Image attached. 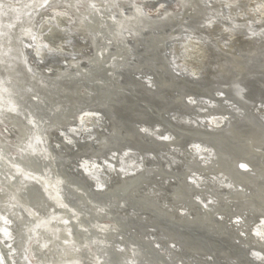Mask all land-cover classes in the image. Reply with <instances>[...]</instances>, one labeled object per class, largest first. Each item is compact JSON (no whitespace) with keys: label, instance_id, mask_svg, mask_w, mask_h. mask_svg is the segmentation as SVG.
Returning <instances> with one entry per match:
<instances>
[{"label":"bare ground","instance_id":"1","mask_svg":"<svg viewBox=\"0 0 264 264\" xmlns=\"http://www.w3.org/2000/svg\"><path fill=\"white\" fill-rule=\"evenodd\" d=\"M0 2L2 3L0 4V68L3 69L0 74V132L2 136L8 139H6V143L0 138V231L2 232L0 238L4 242L2 244L0 241L2 264L152 263L149 253L144 251L137 243L132 244L137 247L134 251L141 254V257L137 256V258L132 257V254L127 252L123 246L124 243H120V241L113 243L118 224L115 219L116 212L111 207H117L115 202L121 201L118 200L119 197L114 199L109 209H104L101 203L93 201L88 195H82L84 190L80 186L74 185L71 190L75 198L74 202L70 204L64 199L60 189L65 183L68 185L69 183L66 181L67 179L65 180L57 172L58 163L53 161L50 151L43 142L50 140V135L47 133L52 128H57L54 134L55 137L49 142V146L57 149L58 153L64 156L65 159H67V154L70 151L73 152V150L77 149L76 154L80 153L78 155L79 163L68 162L65 167L71 173H81L79 170L80 162L86 164L89 176L96 178L94 181L92 180L94 185L99 183L109 186L104 192H99L102 195L112 194L113 191L121 190L127 180H130L128 184L131 187L136 183H142V172L145 170L146 164L149 165L150 169L156 171V175H159L161 170L150 161V157L156 158L154 154L146 153L147 159L145 162L143 155L138 154L131 147H126L123 151L116 149L120 148L122 142H133L135 138L127 132L122 135L115 126L114 121L107 117L105 113H102L101 110L89 108L78 113L75 111L84 102L90 103V105L107 107L111 103L109 96L121 90L114 71L127 61L130 53L129 48L124 46L126 44L116 46L115 42H120L119 40L124 39V37L133 39L135 38L134 34L136 35L144 28L152 26L151 23L147 22L146 16L141 15L137 11V7H142L145 11L149 8L152 12L150 16L162 17V19L169 21L176 20V18L179 21L192 20L201 25L206 16H214L219 11H223L225 15H228L229 10L224 8L225 3L216 0L212 2L213 4L207 3V0H184L180 10H174L167 6L157 14L153 6L155 4L154 0H48L45 8L39 7L44 3V0H0ZM250 3L251 0L245 3L240 0V4L243 5V8L240 9L246 10ZM210 4L211 7L209 6ZM92 5H95V7H92ZM34 8H38V11L33 15H29L32 11H35ZM57 11L60 14H56V16L65 18L66 15L70 16L71 25L70 27L68 26V32L70 36L73 35L74 44L64 47L61 42L60 45L63 46L64 53L51 55V59L48 58L44 64H39L36 61L34 50L26 47L29 43H33L28 33H36L42 21L40 19L47 15L53 16V12ZM236 11V8L231 9L232 14H235ZM115 13L117 14L115 15ZM165 13H170V15H165ZM153 22L155 23V21ZM237 22L240 24L245 23V21L239 19ZM154 23L153 26L156 25ZM245 29L247 30V28ZM243 30L241 31L244 32ZM187 31V34H179L180 37L185 36V38L183 37L184 39L170 41L168 48L169 58L175 60L176 65H184L181 62V58L176 54H178L177 51L180 49V43L189 39V36L186 35L193 34L196 36L198 34L207 36L211 43L217 47L224 42L221 37L219 38L217 34L212 33L213 30L209 31L205 28L194 26ZM220 32L223 33L222 31ZM242 32L239 33L242 34ZM97 34H104L105 37L98 39L96 37ZM241 36L244 37L243 35ZM259 41L245 40L246 43L244 44L241 41V45L238 44L237 46L235 43L230 45L227 54L233 55L232 63L231 61L229 62V67L234 73L226 83L232 82L236 85L239 82L238 78L246 74L245 68H242L239 62H244L247 56L250 57L249 55L253 57L258 52H264V40ZM112 46L114 48L110 53L108 49ZM149 46L157 47L155 43H150ZM67 47L71 50L70 53H65ZM144 48L141 50L143 53L147 50V47ZM239 52L243 53L240 54ZM215 56L218 57V59L216 57V60H219L220 55L215 54ZM26 58L29 63L33 64L36 71L44 72L51 76L57 75L64 70L67 71L68 67H76L82 62H87L88 64L77 72L62 74L65 77L63 78L66 81L65 83L71 86L70 89L67 88L68 86L62 87L55 84L53 90L46 91L41 86L40 91H38L40 97L36 95L31 97L33 103L39 102L41 98L45 102L46 99L49 103L48 106L53 108V112L46 117V121L48 120L46 126L39 121H34L33 117L29 115L25 117L26 122L19 119L21 128L18 129L16 127L18 124L15 120L19 110L16 103H8L7 100L10 99L9 92L13 90L19 93L20 90L23 92L25 89L24 95H29L31 90L34 89L30 87L29 83L12 77L9 71L13 70V66L20 62L26 63ZM214 58L212 62L210 60L211 64L215 60ZM263 58L262 53L260 56H254V59L261 60L262 63H258L261 65L264 64ZM47 61L50 63L48 64ZM225 65H227L226 62ZM218 66L221 70L219 63ZM209 73L211 74V71ZM135 75L146 81L145 83L147 84L152 82L147 76L150 74L135 73ZM90 76L93 77L91 78ZM153 83L155 85L154 80ZM22 85H25V87ZM169 85L170 82L167 80L161 82V86ZM35 91L37 92V90ZM203 99L207 100L206 98ZM217 103L219 105V101ZM117 104H121V102ZM259 104L261 106L256 109L264 112L262 103ZM200 107H207V105H199V110ZM237 107L240 109L239 112L230 108L231 112L212 113L229 114V122L219 115L215 119H211L212 127L221 125L225 131L224 134L229 133L225 138L233 144L235 151L231 150V153H225L226 155L224 156H227V158L221 159L219 148L201 141H193L189 145L190 152L184 151L180 147H173L172 162L164 159L167 167L172 168L182 164L184 159H192L193 157L190 155H198L201 167L197 169L189 167L187 170L189 180L191 182L195 180L198 189L204 187L208 189L205 193H203V189L194 193V197L201 203V206L197 207L199 213H195L197 217L194 214V210H191L186 203L187 200H190L191 192L181 191L178 188V183L173 178L167 176L154 182L151 177H148L144 181L150 182L140 185L138 188L136 187L133 191L137 190L136 193L139 196L142 195V197L147 193H151L163 200L166 199V196L169 197L168 199H176L177 201H173L175 204L170 210L176 211V209H179L182 213L191 215L192 219H194L191 220L192 222L202 219L204 222H209L210 218L206 211L214 210L220 219L232 226L236 225L238 228L240 226L239 232L243 233L242 235L246 236L248 229L252 233L253 228L264 233V224L260 223L261 220H264V173L260 170V167L263 166L262 168H264V135L261 136L250 132L230 133L231 131L227 128L231 119L235 117L241 118L244 115L242 107L238 105ZM13 109L15 110L13 111ZM262 112L258 111L261 116H264ZM205 115L209 114L196 115L194 118L188 115L174 114L179 121L192 125H199L201 121L209 124V120L205 119ZM74 117L76 120L72 123ZM50 119L51 121H49ZM141 126L144 129V133H150L159 138L167 136L168 139H171L173 136L161 125L143 124ZM70 127L77 128L78 137L75 134H71L75 138L74 145L62 142L64 139L60 135V132L67 131ZM32 133L34 136H32ZM112 138L115 144L113 142L110 143L109 139ZM62 143L66 144V147ZM58 145L60 147H57ZM95 146L100 149L96 150ZM7 148L10 149V153ZM101 149L105 150L111 159L105 155H100ZM29 151H33L31 156H35V159L30 157V153L25 155ZM125 151H128L127 156H124ZM113 154L117 157L116 160L112 159ZM120 158L123 159V166L126 171H133L135 165L139 164H142L143 168L136 172L134 178L130 179L120 173L124 179L119 180L116 174L122 166ZM105 160L113 165L111 171L104 165ZM133 161L135 164H133ZM236 162H239V165L244 164L246 166L245 169H248L249 173L236 176L234 171ZM40 164H42V167L44 166L43 172L39 169ZM94 165H99L100 167H95ZM129 165H133V167L129 168ZM16 173H20L23 178L29 179L30 183L25 184L26 182L14 181ZM138 178L140 179L137 181ZM59 180H64L65 183L60 184L58 183ZM32 185L41 194L38 196L34 191L31 193L32 198L36 200L39 197L38 205L39 207L42 206V209L46 211L40 213L31 208L29 199L21 194L22 188ZM127 188L130 187H125L122 190V194L127 193ZM77 189L79 190L77 191ZM123 196L121 197L122 200ZM45 200H47V203ZM50 204L52 207L49 206ZM60 204H65L67 207H61ZM203 204L208 205L206 211ZM21 206H23L28 215L25 219H23L22 213L18 211ZM100 209H103V211H100ZM227 209L230 211L235 209V213L227 215L225 213ZM23 212L25 213L24 210ZM46 213L49 215L47 216ZM247 214H252L253 217L258 218L254 223H247L250 221ZM237 218L242 221L239 225L234 223ZM120 220L121 218L118 221ZM258 221L259 223L257 224ZM20 228L22 233L18 231ZM23 231L27 241L22 235ZM149 235L155 241V245L163 251L166 258H169L172 263L188 264V261H192L195 264H207L205 260L211 259L209 255L191 253L176 243H166L159 240L160 236H158L156 229H153V232H150ZM250 241L254 245H250V250L257 247L264 250V245L256 244L254 239ZM26 243H28V246H24ZM36 244L40 252L42 251L41 254L47 251L49 256L39 259L34 258V261H32L31 256L34 253L32 247ZM112 255L120 256L118 262ZM221 261L225 264L237 263L234 259L225 257H222Z\"/></svg>","mask_w":264,"mask_h":264},{"label":"water","instance_id":"2","mask_svg":"<svg viewBox=\"0 0 264 264\" xmlns=\"http://www.w3.org/2000/svg\"><path fill=\"white\" fill-rule=\"evenodd\" d=\"M0 4L2 3L0 2ZM34 10L35 11H32L29 15L36 13L38 8H34ZM116 14L117 13H115V15ZM145 18L147 22L152 24V26L144 28V30L137 33L136 35L134 34L135 38L133 39H131V37H124V39L122 38V40H119L120 42H115L116 46H122L123 44H126L124 46L129 48L130 53L127 61L122 63V65H120L119 68L114 71L121 90L109 96L111 103H109L107 107L103 105H90V103L84 102L75 112L78 113L79 111H82L86 108L101 110L102 113H105L107 117L114 121L115 126L119 129V132L122 135L123 133L127 132L132 134V136L135 138L133 142H122L120 148L116 149L123 151V149H126V147H131L138 154L143 155L145 162L147 159L146 153L154 154L156 158L152 156L150 157V161L155 164L156 167L161 170V172L159 175H156V171L150 169V167H148L149 165L146 164L145 170L142 172V183L139 181L140 183H136L133 187H131L130 184H128L130 180H127L124 182L125 186H123L121 190H117L115 192L113 191L112 194L102 195L95 190L92 180L84 176L82 172L71 173L67 167H65L68 162L75 164L79 163L78 155L80 153L76 154L77 149L73 150V152L70 151V153L67 154V159H65L64 156H61L58 153L57 149L52 148L53 146H49V142L54 139L53 137H55L54 134L56 133L57 129L52 128L50 132L47 133L50 135V140H46L47 142L44 141L45 143L43 142V144H45L50 151L53 161H57V166L59 167L57 172L61 174L65 180L67 179L66 181L69 183V185L65 183L64 186L61 187L60 191L63 194L64 199L71 204L75 200L71 190L74 185L80 186L84 190V192L82 191L83 193L80 192L82 195L90 196L93 201L101 203L104 206V209H109V207L112 205L111 203L114 202V199L119 197L118 200L121 201L115 202L117 203V207H111L116 212L115 219L118 224L115 236L113 238V243H118L119 241L120 243H126L128 247L127 249H129L131 252L137 249V247L132 244L137 243L142 249H144V251L149 253L152 263L175 264L170 262L169 258H166V255L155 245V241L149 235L150 232H153V229H156L158 236H160L159 240L165 241L166 243H176L184 250L191 253L209 255L211 259L205 260L207 264H225L221 261L222 257L234 259L237 262L234 264H255V262L249 256L250 245L254 246L250 240H255L249 229L246 232V236L242 235V233L239 232L240 226L238 228L236 225H230L229 223L220 219L214 210L207 209H205V211L207 210L206 212H208L210 218L209 222H204L203 219L192 222L191 220L194 219H192L191 215L177 211V209L176 211L170 210L173 204H175L173 201H177L176 199H168L169 197L166 196V199L163 200L157 198L154 196L155 194L151 193H147L145 194L146 196L144 195L142 197V195L139 196L136 193L137 190L133 191V189L150 182L147 180V182L144 181L148 177H151L154 182H157L163 177L165 178L168 176L169 178L175 179V181L178 183V188L181 191L183 190L191 192L190 200H187L186 203L190 206L191 210H194V214L197 212L199 213V209L197 207L201 206V203L194 197V193H197L202 189L204 190L203 193H205V191L208 189H206V187L198 189V186H193L192 182L187 176V170L189 167L192 169L201 167V162L198 155H190L193 157L192 159H184V164H179L176 167L172 165V168L167 167L164 159L167 161L170 160L172 162L171 155L174 151L173 147H180L184 151L190 152L189 145L193 141H201L219 148L221 151L220 157L223 160L227 158V156H224L226 155L225 153H231L230 151H235V149L233 144L228 142L227 138H225V136L229 135V133L224 134L225 131L223 127H221L220 130L210 131L208 127L209 124L207 122H204L203 126H201V123L199 125H192L179 121L176 119L174 114L177 113L179 115H188L191 118H194L196 115L231 112L232 110L230 107H228V105H226L222 100H218V107L209 109L207 113L201 112L198 109V106L201 104L190 105L187 103L188 96L193 95L199 100H202L203 98H211L216 100L217 98L215 93L218 91H225L227 93V99L234 101L236 105L242 107L244 110L243 117H235L231 119L227 128L229 131H231L230 133L250 132L257 133L261 136L264 135V116H261L256 109L257 107L261 106L259 103H261L264 99V64H258L262 63L261 60L254 59V56H260L261 53L263 55L264 52H258L253 55V57L252 55H249L250 57L247 56L244 62H239L240 66L245 68L246 74L241 78H238L239 82L236 83V85L247 89V92L243 94L244 99L240 100L236 95V85L232 82L229 84L226 83L227 80H229V77L224 80L225 77L222 73H220V68L217 63H215L217 68H215L214 71H211V74L209 73L210 75L208 74L199 81L176 77L171 73V59L169 58L170 55L168 51L170 41L177 39L179 34L183 33L184 31L191 30V27H201L199 23L193 22L192 20L179 21L178 18L172 21L162 19V17L159 18L154 16ZM152 20L155 21V23ZM152 22L156 25L153 26ZM96 37L99 39L105 36L104 34H97ZM148 43H155L157 47H150ZM144 47H147L145 53L141 51L145 49ZM113 48V46L110 47L108 51L111 53ZM243 52L239 53L241 54ZM226 54H221L220 58L227 57V61H231L232 63L233 55L229 56ZM86 64L88 63L82 62L76 67H68V69H66L67 71L64 70L57 75L51 76L44 72L42 73L36 71L33 64L29 63L26 58V63L20 62L13 66V70H8L12 74V77L29 83L30 87L34 89L31 90L29 95H24L25 89L23 92L20 90L19 93L14 92L13 90L9 92L10 99L7 100L8 103H16V106L19 110L17 119L15 120L18 124L16 127L18 129L21 128L20 120L26 122L25 117H28L29 115L33 117L34 121H39L42 125L44 124L46 126L48 123V120L46 121V117H48V115L53 112V108L48 106L49 103L46 99L45 102L43 101V98H41L39 102L37 101V103H33L31 97L34 95L40 97L38 91H40L41 86L46 91L53 90L55 84L59 86L61 85L62 87L68 86L67 88L70 89L71 86L65 83V79H63L65 77H63L62 74H66V72H77L78 70L85 67ZM29 69H31V71H29ZM2 70L3 69L0 68V74ZM232 72L233 71H231V73ZM135 73L152 75V79H154L156 86L150 88L148 86L149 84L145 83L146 81H143L139 76H136ZM90 77L92 78L93 76ZM165 80L170 82L169 86H161V82ZM22 86L25 87V85ZM35 90H37V92ZM118 102H121V104H117ZM75 120L76 119L74 117L72 123L75 122ZM49 121H51V119ZM143 124L161 125L173 136L171 139L169 138L164 140L153 134H147L144 133V131L141 132L140 129L142 128L141 125ZM212 128L215 129V127ZM32 136H34L33 133ZM0 138L7 143L8 139L2 136L1 132ZM109 141L110 143H114L113 138L109 139ZM3 145L5 144L3 143ZM62 145L66 147V144L62 143ZM94 148H96V146ZM98 148L99 147H97L96 150H98ZM7 149L10 153V149ZM101 150L102 151L99 153L100 155H105L111 159L105 150ZM31 152L33 151H29L25 155L30 153V157L35 159V156H31ZM238 163L239 162H236L234 165L236 176L249 173L247 171L248 169L238 167ZM41 165L42 164H40L39 169H41V172H43L44 166L42 167ZM262 167H260V170L264 173V168ZM47 172L50 173L49 171ZM119 177V180L124 179L120 173ZM139 179L140 178H138L137 181ZM14 181L22 183L26 182L25 184L30 183L29 179L23 178L20 173L15 174ZM125 187L130 188H127L126 194H122V190ZM22 190L23 191L21 194L29 199L31 208L40 213L46 211L45 209H42V206L39 207L38 199L35 200L31 196V193L34 191L36 192V195H41L40 192H37V188L34 185L24 187ZM209 191L211 190L209 189ZM121 194L124 195L123 200L121 199ZM42 197L45 198L44 196ZM45 202L47 203V200H45ZM49 206L52 207L51 204ZM18 211L22 213L23 219L28 216L23 206L19 207ZM205 211L204 213H206ZM225 213H227V215H232L235 213V209H231V211L227 209ZM46 215L48 216L49 214L46 213ZM247 216L250 219V221L248 220L249 222L247 223H254L258 218L253 217L252 214H247ZM117 218H121V220L118 221L119 219ZM18 231L19 233H22L21 228ZM22 235L27 241L24 231ZM24 246H28V243H26ZM32 248L34 251L33 256H31L32 261H34V258L39 259L49 256L47 251L41 254L42 251L40 252L37 244ZM112 256L115 258L116 262H118L120 259V256L118 255ZM136 256L141 257V254L136 252ZM188 264L195 263L188 261Z\"/></svg>","mask_w":264,"mask_h":264},{"label":"clouds","instance_id":"3","mask_svg":"<svg viewBox=\"0 0 264 264\" xmlns=\"http://www.w3.org/2000/svg\"><path fill=\"white\" fill-rule=\"evenodd\" d=\"M48 0H44V3L40 5L41 8H45L47 5ZM211 7V4L209 5ZM224 6L229 10V14L225 15L223 11H219L214 16H208L206 17L203 22L201 23V27L205 28L209 31L215 29L217 25L219 24L221 27V31L225 34H228V39L224 40L223 44L219 47L211 45V42L209 41L207 36L203 37H196L191 36L189 39H195L196 44L193 47L192 51L197 57V62L195 64V70H192L191 67H185L184 65H176L175 60H171L170 64V71L171 73L176 77L181 78H188L192 80H200L205 77L207 73L210 71H214L217 67L214 64L210 63L211 57L213 54L221 55L226 54L229 51L230 45L232 42L236 39L237 35L239 34V29L247 28L246 33L244 34V39L249 41L254 40H264V0H251L250 5L247 7L246 10L240 9V0H225ZM166 5L161 4L156 9V13L158 14L162 9H164ZM236 8L237 11L235 14L231 13V9ZM140 10H137L141 15L144 16H150L152 14L151 10L145 11L142 7H139ZM165 15H170V13H165ZM243 20L245 21L244 24H240L237 22V20ZM55 17L52 18L51 21L48 23L51 25L48 27L47 31H43L42 28L38 29L36 33L29 32L28 35L30 37V40L33 41V43H29L26 45V47L31 48L34 50L36 61L39 64H44L45 59L47 56H51L54 54H63L64 48L61 45H54L51 40H49L47 37L52 32L53 28H59V25L54 22ZM223 21H228L227 24L222 23ZM62 30V29H61ZM66 30V29H63ZM23 54V53H21ZM149 79L152 81L151 84L148 86L150 88H153V76L147 75ZM155 86V85H154ZM243 94L247 92L246 88H243ZM237 95V98L240 100L244 99V95ZM216 100H213L211 98H207V100L202 99L198 100L194 96H188L187 97V103L190 105H196V104H204L207 105V107H200L201 111H204L207 113L209 109L218 107V100L224 101L226 105H228L231 109H235L237 112L240 111V109L237 107L236 103L234 101H230L227 99V93L225 91H218L215 93ZM217 115L223 117L224 120H228L229 114H209L205 115V119L209 120V130L210 131H216L221 129V125H216L215 129L211 126V119H215ZM174 119V117H173ZM229 122V120H228ZM223 123V121H221ZM201 126H203V121H201ZM141 132L144 131L143 128L140 129ZM75 134L76 137H78L77 128L76 127H70L67 129V131L60 132V135L63 137L64 142L67 144H75V138L73 135ZM168 138L167 136L162 137V139L166 140ZM57 147H60L59 145ZM128 155V151L124 152V156ZM113 160H116L117 157L115 154L112 156ZM143 159V158H142ZM121 167L119 169V172L116 174V176L119 177V173H123L125 176L130 178H134L137 171H140L143 168L142 164L135 165V169L133 171H126L125 167L123 166V159L120 158ZM133 164L135 162L133 161ZM104 165L111 171L113 169V165L110 164L107 160L104 161ZM95 167H100L99 165H94ZM129 168H132L133 165H129ZM79 170L83 173L84 176H86L90 180H95V177H91L88 174V170L84 167V163L80 162ZM95 190L97 192H104L106 188H109L107 184H95ZM222 218V217H221ZM239 221V222H238ZM234 223L241 224L242 221L237 218L234 220ZM261 224H264V220L260 221ZM243 234V233H242ZM252 236L255 238V242L258 245H264V233L257 231L255 228L252 229ZM250 258L255 262V264H264V250H261L259 247L252 248L249 252Z\"/></svg>","mask_w":264,"mask_h":264},{"label":"rangeland","instance_id":"4","mask_svg":"<svg viewBox=\"0 0 264 264\" xmlns=\"http://www.w3.org/2000/svg\"><path fill=\"white\" fill-rule=\"evenodd\" d=\"M159 1V2H158ZM184 0H154V8L155 9H157L158 7H159V5H161V4H164V5H166V7L167 6H169L171 9H174V10H180L181 9V6H182V2H183ZM215 0H207V3H211V4H213L212 2H214ZM216 1H221L222 3H225V0H216ZM242 1V3L244 2H246V1H249V0H241ZM158 2V3H157ZM242 6V7H241ZM245 6V5H244ZM165 7V8H166ZM225 9H226V7H224ZM240 8H243V5H241L240 4ZM148 10H149V8H147ZM59 10V9H58ZM154 11V10H153ZM155 13H156V11H155ZM53 16H49V15H47V16H45V17H43L42 19H40V20H42L41 21V23H40V25H39V27H38V29H41L42 28V30L43 31H47V29H48V27H50L51 25L48 23L49 21H51L52 20V18L53 17H55V23H57L58 25H59V28H53V30H52V32L49 34V36L47 37L49 40H51L52 41V43L54 44V45H60V43L62 42V45L65 47V46H70V45H72V44H74V41H75V39L74 38H72L73 37V35H71L70 36V33L68 32V26L70 27V25H71V22H70V20H71V18H70V16H68V15H66V18L65 17H61V16H56V14H60V12L59 11H57V12H53ZM222 23H228V22H226V21H223ZM218 27L217 28H215V29H213V34H217V37H221V39L224 41L225 40V38L226 39H228L227 38V34H225V33H221L220 31V29H221V27H219L220 25H217ZM62 29V30H61ZM63 29H66V30H63ZM218 29V30H217ZM243 29H245V28H243ZM243 29H239V32H242L241 30H243ZM218 31V32H217ZM244 32H242V34L241 33H239L238 35H237V37H236V39L232 42L233 44L235 43L237 46H238V44L239 45H241L242 44V42H243V44L244 43H246L245 42V40L246 39H244V37H242L241 35H243L244 36V34L246 33V29L245 30H243ZM188 33V31L186 30L185 32H183V34L184 33ZM217 32V33H216ZM186 33V34H187ZM244 33V34H243ZM223 34V35H222ZM219 35V36H218ZM221 35V36H220ZM227 35V36H226ZM186 36H189V37H191V36H194L193 34H191V35H186ZM203 37L202 35H196V37ZM224 36H226V37H224ZM185 38V36H178V38L177 39H175L176 41H179V40H181V39H184ZM224 38V39H223ZM176 41H175V43H176ZM210 42H211V40H209ZM242 41V42H241ZM247 41V40H246ZM259 41V40H258ZM260 42V41H259ZM195 44H196V40L195 39H188L187 41H183V42H181L180 43V49H179V51H177V53L178 54H176L177 56H179V58H181V62L186 66V67H191L192 68V70H195V64H196V62H197V57H196V55L194 54V52L192 51V49H193V47L195 46ZM175 45V44H174ZM211 45H214L213 43H211ZM71 52V50L69 49V47H67V50H66V52L65 53H70ZM239 54V53H238ZM226 55H232V54H226ZM264 55V54H263ZM214 56H215V54H213V56L211 57V62H212V60H213V58H214ZM221 56V55H220ZM220 56H219V60H216V57L217 56H215V63H219V65L221 66V70H222V74L224 75V79L226 80L228 77H231L233 74L232 73H234V72H232L231 73V71H233L232 69H230V67H227V66H229V62H227V57H224V58H220ZM53 57V56H52ZM48 58L49 59H51V56H47L46 57V59L45 60H48ZM182 58H183V60H182ZM185 58V59H184ZM53 59V58H52ZM217 59H218V57H217ZM214 61H213V63L212 64H214V65H216L215 63H214ZM218 61V62H217ZM225 62L227 63V65H225ZM47 63L49 64L50 62H48L47 61ZM225 67V68H224ZM227 68V69H226ZM220 70V71H221ZM228 81V80H227ZM262 107H263V109H264V99L262 100ZM259 112H262L260 109H257ZM264 111V110H263ZM262 113H264V112H262ZM0 234H2V232L0 231ZM0 241H1V243L3 244L4 242H2L3 240H2V238H0ZM125 244L126 243H124L123 244V246L125 247V249L127 250V252L128 253H131L132 254V257H136L137 258V256L136 255H134L135 253H136V251L135 252H131L129 249H127L128 247L127 246H125ZM122 245V244H121ZM149 264H152V263H149Z\"/></svg>","mask_w":264,"mask_h":264},{"label":"snow or ice","instance_id":"5","mask_svg":"<svg viewBox=\"0 0 264 264\" xmlns=\"http://www.w3.org/2000/svg\"><path fill=\"white\" fill-rule=\"evenodd\" d=\"M92 7H95V5H92ZM137 10H140L139 7H137ZM29 71H31V69H29ZM235 87H236V89H237V94H238V95H242V94H243V89H242L239 85H236ZM14 110H15V109H13V111H14ZM167 139H168V138H166V140H167ZM84 167L87 169L86 164H84ZM238 167H240V168H245L246 166H245L244 164H240V165H238ZM58 183H60V184H64L65 181H64V180H59ZM192 185H193V186H197L195 180L192 181ZM78 190H79V189H77V191H78ZM37 199H39V197H37ZM60 206H61V207H67V205H65V204H60ZM165 207H166V206H165ZM203 207H204L205 209H207V208H208V205H207V204H203ZM100 211H103V209H100ZM177 211H179V209H177ZM238 222H239V221H238ZM258 223H259V221L257 222V224H258ZM2 260H3V258L0 257V264H2Z\"/></svg>","mask_w":264,"mask_h":264}]
</instances>
